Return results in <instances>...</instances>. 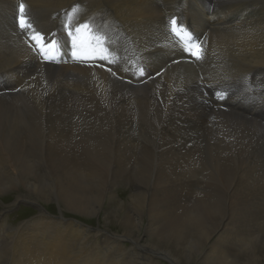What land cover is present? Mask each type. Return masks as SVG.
Segmentation results:
<instances>
[{"label": "rangeland", "instance_id": "obj_1", "mask_svg": "<svg viewBox=\"0 0 264 264\" xmlns=\"http://www.w3.org/2000/svg\"><path fill=\"white\" fill-rule=\"evenodd\" d=\"M24 1L17 0V10L14 21L11 16L9 17L10 13L7 14L8 12H6L4 17L5 21H2V25L0 26L2 29L3 22L5 23L4 25L9 24L10 22L12 24V26L9 24L7 27L8 30L5 29V32L0 30V34H2L0 35V47L4 49L0 48L2 55H0V65L2 66V68L0 66V156L3 158L0 162V215L3 214L2 218H0V229L3 224H6L8 227H15L30 220L31 222H36L41 219V217H48L56 220L55 218L63 216L66 219L70 218L71 220H78L87 227L98 229V240H103L110 236L114 239L115 237L113 236H116L115 234L119 236L124 234L136 238L133 241L122 242L124 248L127 249L126 253L128 255L131 251H135V246L144 249L152 248L153 250L162 248L161 253L164 258L155 259L156 262H159L160 264H206L207 262L215 264L217 258L214 256L209 257L208 247L205 243L203 246L199 247L195 236H193V241V237L189 236L186 240L188 241L189 239L187 242L189 245L192 243L190 245L192 247L191 253L187 249V243V245L178 252L172 247L170 242L161 241L162 238L158 236L160 229L149 230V223L145 219L141 223L142 226L139 224L140 226L135 228L129 227L131 226L130 224L124 223L126 211L131 205H133V203L136 204L135 202L137 200L133 201L134 199L131 198L133 195V192L130 190L131 184L136 183L144 186L147 193L143 194L142 197L140 196V202L142 200L143 203L145 200L150 202L148 192L151 189V185L149 186L148 183L152 184V178L154 177L151 175V171L157 169V164L161 159L167 158L166 156H168L170 159L176 158L181 161L185 160L193 162V168L195 169L192 168V172L190 171L191 174L187 175L186 181V184L191 185L192 188L186 185L185 191L195 193L194 196H197L196 193L206 194L200 199L194 198V196L191 198L190 196V202H181L180 206L186 205L184 208L188 211V214L182 213V216L179 215V218L189 220L187 228L190 227V223H192L191 221L194 220V218H190V216L195 213L197 215L199 214L198 217H196L198 218L197 222L206 226L208 231L218 226L228 227L227 234L231 237L226 243L231 247V250L230 248L229 250H233L232 253L236 252L239 259L242 258L243 261H246L248 258H243L244 254L239 248L240 244L238 241L240 239V233L241 235H246L247 232V238L251 240L248 243L249 245L259 244V242L261 243L264 241V114H260L257 117H251L249 115V112L257 111L256 109L258 106L264 103V92H262V90L264 91V84L258 86L256 82L247 83L248 80L243 78L245 75L244 67H241L243 66L242 62L244 61L237 63V60L233 56L234 52H232L233 50L231 49H210L214 52L209 49H202L201 58L199 60L191 55L190 52L183 53L184 55L178 54L180 57L175 55V57H173L176 63L172 61L171 63L161 65V69L159 68L155 73L156 75H147L146 71H141L139 67H141V64L143 63L140 61L141 57H138L139 55L126 57V52L123 49H118V47L116 49V47H111L110 45L106 46L105 49L110 50L105 54H98L97 48L95 55L90 54L77 58L73 56L74 48L72 49L73 46L71 45L67 47L64 54L60 55L58 46L61 49V44H59L56 46L55 52L50 53L51 59L46 60L42 55L38 54V48L29 47L30 45H35V41L26 39L30 38L33 34L32 30L27 28L22 30L19 27L18 17L20 15V4H25V15L27 14L26 11L28 9L26 6L27 3L31 2L34 4V7L38 6V10L36 7L31 8V10L28 9L29 14L26 16L27 22L30 21L28 23L35 27L34 30L38 31L45 37L46 43H49L52 40L56 41V39L59 38H67L66 40H69L71 43L73 38L69 35V32H72L73 35H75V28L78 24L87 22L91 24V29L93 27L97 28L98 26V31H93L94 33L99 34L101 31L98 18L95 19L98 11L95 12L92 9L93 6L96 7V5H98V1L96 4H92L93 6H90V10H86V5L81 6L79 2L71 1L72 4L70 3L71 5L66 7L72 8L66 12L67 19L64 18L58 20L57 13L66 8H62L53 14L54 10L52 8L50 9L49 4L54 2L57 6H63L60 3L62 2V4H64L69 0ZM34 1L37 4L34 3ZM43 2L45 3L44 5ZM76 6H79L78 10L73 12V8ZM84 7L86 8L85 10ZM41 8L43 10H41ZM186 8L187 7L179 6L178 12H183V15L185 14V16L182 18L186 17L188 20L187 16L189 17L188 14L191 9ZM84 11H87V14ZM47 13H49L50 16ZM47 15L49 16V19ZM39 18H42L44 21ZM41 21L44 22L43 25ZM44 27L47 29L49 28L50 31L46 30ZM11 30L14 32L18 31V33H14ZM11 33L14 34L12 35ZM177 33L178 37H175L178 42L179 38H181V42L183 40L182 38L187 37V35H185L187 32L185 31L183 33L180 28L177 29ZM117 35L119 34L117 33ZM190 40L193 42L192 38H190ZM197 42L198 41H196V43ZM172 43H174V41H172ZM4 47H7V49ZM31 53L36 56H33ZM28 54L30 55L28 56ZM69 54L71 55L70 58L68 57L69 59L67 58L65 61L59 60L61 57L69 56ZM211 54L214 57H212ZM5 55L9 57H6ZM101 56H103L102 59H100ZM30 57L34 60L30 61ZM228 57H231L232 59L230 58L229 61ZM28 58L30 59L28 60ZM176 58L179 59L177 60ZM6 59H8V62H6ZM227 60L231 64L228 63ZM70 61L71 63H69ZM210 62H213V64ZM234 62L236 64H232ZM59 63L62 64L63 67ZM92 63L94 66H92ZM125 63H128V65ZM214 64L218 67L214 66ZM5 65L6 67L4 69L3 66ZM56 65L59 66L57 67ZM78 65L80 66L78 67ZM180 65H182V69ZM229 66L231 69L233 68L232 70L235 71L234 73L238 72L237 75H234ZM204 67L206 68L204 69ZM221 68L225 72H222ZM225 68L229 69L226 70ZM236 68L240 69L238 70ZM31 69L33 71H31ZM166 70H170L171 72H169L174 76H169V72L167 73ZM178 71H181L180 73L182 76ZM212 71L215 72L216 77ZM241 74L242 78L240 77ZM14 75L15 80L13 79ZM120 75H124V77H121ZM125 76H127V78ZM219 76H221V78ZM230 76L234 78L236 82L233 81ZM25 77L26 79H24ZM186 77H189L190 79ZM223 78H225L223 81H225L226 84L230 81L232 82L227 84L232 88H224L223 84H225V82H222ZM238 78L243 79V81ZM212 79L215 80L213 81ZM168 80L170 81L168 82ZM180 80H182V82ZM240 81H242V83H240ZM159 82H161V84H159ZM233 82L235 84H233ZM243 82H246L247 84ZM130 85L133 86L130 87ZM184 85L185 88L183 87ZM249 86L252 87L250 88ZM125 87L128 89H125ZM138 87H141V89L143 88V90ZM126 90L129 93H127ZM136 90L139 91L137 92ZM257 96H259L258 99ZM206 102H209L211 105L209 103L206 104ZM201 103H203V105ZM103 104L105 106H103ZM205 104L208 108L203 111L201 107ZM169 105L171 106L170 108L168 107ZM141 108H143V110ZM170 111H173V113ZM180 112L184 113L182 114L183 118L181 119L180 124H171V118L180 115ZM104 115H106V117ZM192 115L196 116V118L199 116L201 122L191 124L190 121L193 119ZM204 119L206 122L202 123ZM160 138H166L165 140L167 141L160 143ZM107 139L109 140L107 141ZM167 151L168 154H166ZM120 152L122 154H120ZM121 155L123 157L120 158ZM124 159H127L128 162ZM165 162L166 160L164 161V164ZM76 163L77 166L75 165ZM86 171L91 172V174L89 173V175ZM121 174L122 176H120ZM150 175L151 177H149ZM247 184L251 186L249 187V190H245L244 188ZM239 192H242L243 194H240ZM245 192L246 196L244 195ZM253 196H255V198ZM20 200H24V202L17 203V201ZM237 201L239 202V205ZM242 201L246 202L243 206ZM34 202L36 205H33ZM74 202H79L77 207L81 206L85 211L78 213L75 210H71L72 203L76 206ZM121 202L124 203L123 208ZM150 204L151 202L149 205ZM70 207L71 209H69ZM95 208L96 211L92 214L93 212H90V210ZM238 208L241 210H238ZM243 208L246 209L244 210ZM242 209L245 212H243ZM145 210L148 211L146 208ZM193 210L197 212L192 213L191 211ZM242 212L245 215H243ZM253 215H256V219L254 220L253 218L255 217ZM169 217L172 219L175 215L173 213L168 214V221ZM244 217L248 220L246 221ZM251 221L254 225L251 224ZM241 223H243V225ZM126 225L129 226L127 227ZM194 228L196 227L193 226V229ZM193 229H191V231ZM253 232V237H251L252 234L250 233ZM188 235H190V233H188ZM217 239L218 237H214L210 244L216 243ZM8 244V240L5 242L0 241V253L8 250ZM190 246L188 247L190 248ZM171 249H174L175 251L172 252ZM123 253H125V251H123ZM245 255L249 256L247 251H245ZM170 257L173 258V262L169 261ZM206 258H208V261L204 263Z\"/></svg>", "mask_w": 264, "mask_h": 264}, {"label": "bare ground", "instance_id": "obj_2", "mask_svg": "<svg viewBox=\"0 0 264 264\" xmlns=\"http://www.w3.org/2000/svg\"><path fill=\"white\" fill-rule=\"evenodd\" d=\"M22 1V0H21ZM24 1V0H23ZM33 1V0H31ZM37 1V0H36ZM48 1V0H46ZM65 1V0H64ZM63 1V3H64ZM79 2L81 6H85L84 10H90L92 4H96L98 1V5L93 6V10L96 12L98 11V14L95 16V19L98 18V23L100 25L101 31L99 32L100 36L104 37V43L103 47H97L98 48V54H105L110 49H105L106 46L110 45L111 47H118L123 49L126 52V57H132L138 56L141 57L140 61L143 63L142 66L139 67L141 71H146L147 75L155 74L161 65H165V63H171L172 61L175 62V55H184L183 53H187L186 49L192 44V41L190 38H192L193 41H198L201 50L202 49H231L234 52V57L237 60V63L242 62L241 67H244V77L247 80V83H255L258 86H262L264 84V0H69L62 4L63 6H57L55 3L49 4L50 9L52 8L53 14L61 10L62 8L69 7L72 2ZM25 2V1H24ZM60 2V1H59ZM27 3V2H26ZM34 3H36L34 1ZM71 3V4H70ZM226 3V4H224ZM37 4V3H36ZM39 4V3H38ZM45 3L43 2V5ZM48 4V3H47ZM25 5V4H24ZM42 5V4H41ZM40 5V6H41ZM42 5V6H43ZM28 9L31 10V8L34 7V4L29 2L26 4ZM184 6L188 9H191L189 11V17L182 18L185 16L183 15V12H178V7ZM36 7V6H35ZM34 7V8H35ZM38 7V6H37ZM36 9L38 10V8ZM45 7V6H44ZM95 7V8H94ZM17 8V0H0V26L2 25V21L4 20L5 13L8 12L9 17L14 21V17L16 15V9ZM40 8V7H39ZM186 8V9H187ZM27 9V11H28ZM35 9V10H36ZM72 8H66L63 11H60L57 13V20L58 19H67L66 12L68 10H71ZM36 10V11H37ZM41 10H43L41 8ZM183 10V9H182ZM26 13L29 14V11ZM32 12V11H31ZM44 12V11H39ZM48 12V11H47ZM70 12V11H69ZM85 12V11H84ZM87 12V11H86ZM85 12V13H86ZM34 13V11H33ZM37 13V12H36ZM6 14V15H7ZM25 14V13H24ZM27 14L25 16H27ZM49 14V13H47ZM82 14V13H81ZM84 14V13H83ZM87 14V13H86ZM91 14V13H90ZM42 15V14H41ZM94 15V14H93ZM40 16V15H39ZM44 16V15H42ZM48 16V15H47ZM50 16V14H49ZM48 16V19H49ZM98 16V17H97ZM7 17V16H6ZM8 17V18H9ZM37 17V16H36ZM46 17V16H45ZM3 18V19H2ZM30 18V17H29ZM43 18V17H42ZM42 18H39L43 20ZM47 18V17H46ZM172 18H175L177 21V29L180 28L183 33L186 31L187 37L182 38L183 40L179 42L175 36L178 37L177 30L176 32L172 31V26L170 24V20ZM36 20V19H33ZM47 20V19H46ZM11 21V20H10ZM44 21V20H43ZM30 22V21H28ZM35 22V21H34ZM37 22V21H36ZM42 22V21H41ZM40 22V24H41ZM56 22V21H55ZM62 22V21H61ZM82 23V22H81ZM1 31L5 32V29L8 30L9 24L12 26L11 22L7 25H4ZM36 24V23H35ZM38 24V23H37ZM44 22H42V25ZM58 25V23H57ZM56 25V26H57ZM16 26V25H15ZM45 26V25H44ZM50 27V26H49ZM55 27V25H54ZM53 27V28H54ZM16 28V27H14ZM35 28V27H33ZM45 28V27H44ZM51 28V27H50ZM40 29V28H39ZM46 30H49V28H45ZM52 29V28H51ZM183 29V30H182ZM14 30V29H12ZM11 30V31H12ZM54 30V29H53ZM0 31V32H1ZM15 31V30H14ZM12 31V32H14ZM50 31V30H49ZM64 31V30H63ZM91 31H98L97 28L93 27ZM10 32V31H9ZM38 32V31H37ZM41 32V31H40ZM43 32V31H42ZM59 32V31H58ZM18 33V31L14 32ZM13 33V34H14ZM22 33V32H21ZM31 33V32H30ZM44 33V32H43ZM46 33V32H45ZM48 33V32H47ZM117 33L119 35H117ZM12 34V33H11ZM12 34V35H13ZM2 35V34H0ZM29 35V34H28ZM46 35V34H44ZM189 35V36H188ZM5 36V34H4ZM47 36V35H46ZM57 36V35H56ZM183 36V35H182ZM22 37V35H21ZM29 37V36H28ZM31 37V36H30ZM52 37V36H51ZM189 37V38H188ZM9 38V37H8ZM13 38V36H12ZM23 38V37H22ZM4 39V38H3ZM30 39V38H26ZM67 38H59L56 39V46L61 44V49L58 46V49L60 51V55L64 54L66 52L67 47L69 45L73 46V41L71 40V43L69 40H66ZM6 40V39H5ZM10 41V40H9ZM14 41V40H12ZM11 41V42H12ZM23 41V39H22ZM25 41V40H24ZM174 41V43H172ZM4 42V40H3ZM9 42L10 44H12ZM17 42V41H16ZM15 42V43H16ZM20 42V41H19ZM26 42V41H25ZM31 42V41H30ZM6 43V41H5ZM27 43V42H26ZM25 43V44H26ZM46 43V42H45ZM4 44V43H3ZM8 44V43H7ZM6 44V45H7ZM28 44V43H27ZM15 45V44H14ZM175 45V46H174ZM23 47V46H22ZM21 47V48H22ZM30 47V46H29ZM2 48V47H0ZM7 49V47H4ZM28 48V47H27ZM3 49V48H2ZM14 49V48H13ZM31 49V48H30ZM73 49V47H72ZM4 50V49H3ZM9 50V49H8ZM18 50V49H16ZM15 50V51H16ZM21 50V49H20ZM27 50V49H26ZM33 50V49H32ZM115 50V49H114ZM204 51V50H203ZM212 51V50H210ZM216 51V50H215ZM34 52V51H33ZM113 52V51H112ZM121 52V51H120ZM202 52V51H201ZM209 52V51H208ZM207 52V53H208ZM214 52V51H212ZM211 52V53H212ZM36 53V52H35ZM204 53V52H203ZM206 53V55H207ZM218 53H220L218 51ZM217 53V54H218ZM33 55V53H31ZM216 54V55H217ZM1 55V50H0ZM4 55V54H3ZM10 55V54H9ZM30 54H28L29 56ZM35 55V54H34ZM33 55V56H34ZM59 55V56H60ZM95 55V54H94ZM180 55H178L180 57ZM212 55V54H211ZM219 55V54H218ZM221 55V53H220ZM223 55V54H222ZM2 56V55H1ZM6 56V55H5ZM4 56V57H5ZM36 56V55H35ZM39 56V55H38ZM120 56V55H119ZM125 56V54H124ZM174 56V57H173ZM208 56V55H207ZM206 56V57H207ZM224 56V55H223ZM222 56V57H223ZM232 56V55H231ZM9 57V56H6ZM26 57V55H25ZM24 57V58H25ZM70 58L71 55L66 57H61L59 60L65 61L67 58ZM105 57V55H104ZM192 57V56H191ZM205 57V58H206ZM212 57H214L212 55ZM218 57V56H217ZM227 57V55H226ZM3 58V57H2ZM1 58V59H2ZM12 58V57H10ZM23 58V59H24ZM31 58V57H30ZM28 58V60L30 59ZM68 58V59H69ZM135 58V57H133ZM231 58V57H230ZM230 58L228 57L229 61ZM26 59V58H25ZM42 59V56H41ZM40 59V60H41ZM101 59V58H100ZM177 59V58H176ZM179 59V58H178ZM177 59V60H178ZM182 59V58H181ZM207 59V58H206ZM217 59V58H216ZM225 59V58H224ZM232 59V58H231ZM3 60V59H2ZM17 60V59H16ZM15 60V61H16ZM27 60V59H26ZM34 60V59H30ZM85 60V59H84ZM94 60V59H93ZM113 60V59H112ZM129 60V59H127ZM134 60V59H133ZM191 60V59H190ZM220 60V59H219ZM226 60V59H225ZM224 60V61H225ZM234 60V59H233ZM10 61V60H9ZM24 61V60H23ZM29 61V62H30ZM97 61V60H96ZM100 61V60H99ZM125 61V60H124ZM132 61V60H131ZM184 61V60H183ZM209 61V60H208ZM222 61V59H221ZM228 61V60H227ZM228 61V63H230ZM6 62H8V59H6ZM5 62V63H6ZM41 62V61H40ZM51 62V61H50ZM78 62V61H77ZM80 62V61H79ZM102 62V61H101ZM100 62V63H101ZM122 62V61H121ZM136 62V61H135ZM181 62V61H179ZM187 62V59H186ZM193 62V61H192ZM216 62V61H215ZM219 62V61H218ZM217 62V63H218ZM3 63V62H2ZM4 63V64H5ZM32 63V62H31ZM53 63V62H52ZM67 63V62H66ZM71 63V61L69 62ZM74 63V62H73ZM90 63V62H89ZM94 63V62H93ZM92 63V64H93ZM120 63V62H119ZM176 63V62H175ZM190 63V62H189ZM202 63V62H201ZM200 63V64H201ZM208 63V62H207ZM205 63V64H207ZM211 63V62H210ZM221 63V62H219ZM227 63V62H225ZM224 63V64H225ZM1 64V63H0ZM11 64V63H10ZM20 64V63H19ZM18 64V65H19ZM22 64V62H21ZM24 64V63H23ZM27 64V62H26ZM40 64V63H39ZM42 64V62H41ZM48 64V63H47ZM60 64V63H59ZM80 64V63H79ZM126 64V63H125ZM132 64V63H131ZM135 64V63H134ZM133 64V65H134ZM179 64V63H178ZM213 64V62L211 63ZM222 64V63H221ZM231 64V63H230ZM232 64H236L235 62ZM31 65V64H30ZM38 65V64H36ZM45 65V64H44ZM62 66V64H60ZM72 65V64H71ZM100 65V64H99ZM118 65V64H117ZM128 65V63L126 64ZM125 65V66H126ZM174 65V64H172ZM191 65V64H190ZM193 65V64H192ZM209 65V64H208ZM229 65V64H228ZM239 65V64H238ZM1 66V65H0ZM9 66V65H8ZM7 66V68H8ZM22 66V65H21ZM28 66V65H27ZM26 66V67H27ZM32 66V65H31ZM41 66V65H40ZM49 66V64H48ZM51 66V65H50ZM54 66V65H53ZM57 67L59 65H56ZM65 66V65H64ZM80 65H78L79 67ZM88 66V65H87ZM86 66V67H87ZM90 66V65H89ZM94 66V64L92 65ZM116 66V65H115ZM113 66V67H115ZM123 66V65H122ZM121 66V67H122ZM124 66V67H125ZM171 66V65H170ZM176 66V65H175ZM182 65H180L181 67ZM196 66V65H194ZM192 66V67H194ZM214 66H216L214 64ZM227 66V65H224ZM234 66V65H233ZM237 66V65H236ZM6 65L3 66L5 69ZM30 67V66H29ZM52 67V66H51ZM63 67V66H62ZM70 67V66H69ZM120 67V66H118ZM117 67V68H118ZM138 67V65H137ZM164 67V66H163ZM169 67V66H168ZM187 67V66H186ZM189 67V66H188ZM203 67V65H202ZM218 67V66H216ZM230 67V66H229ZM240 67V66H239ZM240 67V68H241ZM2 68V66H1ZM11 68V66H10ZM16 68V67H15ZM35 68V67H34ZM38 68V67H37ZM43 68V67H42ZM46 68V67H45ZM44 68V69H45ZM50 68V67H49ZM53 68V67H52ZM68 68V67H67ZM76 68V67H75ZM96 68V66H95ZM100 68V67H99ZM116 68V67H115ZM133 68V67H132ZM165 68V67H164ZM170 68V67H169ZM167 68V69H169ZM183 67H181L182 69ZM195 68V67H194ZM197 68V67H196ZM206 67H204L205 69ZM227 68V67H226ZM225 68V69H226ZM239 68V69H240ZM12 69V68H11ZM21 69V68H20ZM41 69V68H40ZM69 69V68H68ZM86 69V68H85ZM89 69V68H88ZM93 69V68H92ZM120 69V68H119ZM130 69V68H129ZM161 69V68H160ZM178 69V68H177ZM180 69V70H181ZM212 69V67H211ZM215 69V68H214ZM213 69V70H214ZM229 69V68H228ZM226 69V70H228ZM231 69V67H230ZM233 69V68H232ZM231 69V70H232ZM235 69V67H234ZM238 69V68H236ZM238 69V70H239ZM16 70V69H14ZM48 70V69H47ZM52 70V69H50ZM59 70V68H58ZM57 70V72H58ZM67 70V69H66ZM76 70V69H75ZM90 70V69H89ZM95 70V69H94ZM122 70V69H121ZM133 70V69H132ZM131 70V71H132ZM173 70V69H172ZM200 70V69H199ZM222 70V68H221ZM237 70V71H238ZM243 70V69H241ZM12 71V70H11ZM25 71V70H24ZM31 71H33L31 69ZM39 71V70H38ZM60 71V70H59ZM72 71V70H71ZM108 71V70H107ZM106 71V72H107ZM126 71V70H125ZM137 71V70H136ZM167 73L170 71L166 70ZM198 71V70H197ZM207 71V70H206ZM209 71V70H208ZM218 71V70H216ZM224 70H222L223 72ZM233 71V70H232ZM1 72V71H0ZM50 72V71H49ZM56 72V73H57ZM74 72V71H72ZM71 72V73H72ZM86 72V71H84ZM88 72V70H87ZM171 72V71H170ZM169 72V76L171 73ZM174 72V71H173ZM179 73L181 71H178ZM200 72V71H199ZM210 72V71H209ZM214 72V71H212ZM225 72V71H224ZM231 72V71H230ZM235 71H233L234 73ZM3 73V72H2ZM15 73V72H14ZM55 73V76H56ZM123 73V72H122ZM129 73V72H128ZM166 73V74H167ZM184 73V72H183ZM192 73V72H191ZM221 73V72H220ZM238 73V72H237ZM237 73H234V75ZM241 73V72H239ZM4 74V73H3ZM30 74V73H29ZM38 74V73H37ZM69 74V73H68ZM108 74V73H106ZM144 74V73H143ZM165 74V75H166ZM181 74V73H180ZM179 74V76H180ZM188 74V73H187ZM209 74V73H206ZM204 74V75H206ZM216 77L215 72L213 73ZM219 74V73H218ZM225 74V73H224ZM223 74V75H224ZM5 75V74H4ZM13 75V73H12ZM23 75V74H22ZM74 75V73H73ZM91 75V74H90ZM112 75V74H111ZM128 75V74H127ZM134 76V74L132 73ZM140 75V74H139ZM156 75V74H155ZM173 75V74H172ZM171 75V76H172ZM176 75V74H175ZM185 75V73H184ZM195 75V74H194ZM201 75V74H200ZM199 75V76H200ZM220 75V74H219ZM222 75V74H221ZM230 75V74H229ZM240 75V74H239ZM1 76V75H0ZM21 76V75H20ZM38 76V75H37ZM42 76V75H41ZM50 76V74H49ZM53 76V75H52ZM65 76V74H64ZM70 76V75H69ZM113 76V75H112ZM121 76V75H120ZM124 77V75H122ZM121 76V77H122ZM129 76V75H128ZM164 76V75H161ZM167 76V75H166ZM174 76V75H173ZM182 76V74H181ZM188 76V75H186ZM198 76V77H199ZM211 76V75H210ZM15 75L13 76L14 79ZM18 77V76H17ZM127 78V76H125ZM147 77V76H146ZM155 77V76H154ZM160 77V76H159ZM190 77V76H189ZM186 77V78H189ZM197 77V78H198ZM218 77V76H217ZM221 78V76H219ZM228 77V76H227ZM226 77V78H227ZM231 77V76H230ZM233 77V75H232ZM231 77V78H232ZM236 77V76H235ZM238 77V76H237ZM242 78V74L240 76ZM30 78V77H29ZM28 78V79H29ZM33 78V77H32ZM31 78V79H32ZM58 78V77H57ZM95 78V77H94ZM130 78V77H129ZM132 78V77H131ZM136 78V77H134ZM153 78V77H152ZM161 78V77H160ZM164 78V77H163ZM162 78V79H163ZM192 78V77H191ZM201 78V77H200ZM211 78V77H210ZM229 78V77H228ZM227 78V79H228ZM21 79V78H19ZM26 79V77L24 78ZM56 79V78H55ZM124 79V78H123ZM167 79V78H166ZM165 79V81H166ZM185 79V78H184ZM190 79V78H189ZM193 79V78H192ZM206 79V78H205ZM233 81L234 78H232ZM239 79V78H238ZM9 80V79H8ZM15 80V79H14ZM54 80V79H53ZM62 80V79H61ZM102 80V79H101ZM126 80V79H125ZM129 80V79H128ZM138 80V79H137ZM148 80V79H147ZM160 80V79H159ZM164 80V79H163ZM179 80V77H178ZM186 80V79H185ZM184 80V81H185ZM199 80V78H198ZM213 80V79H212ZM215 80V79H214ZM213 80V81H214ZM219 80V79H218ZM225 80V78L222 79V82ZM231 80V79H229ZM228 80V81H229ZM242 80L243 79H239ZM121 81V80H120ZM158 81V80H157ZM170 80H168L169 82ZM182 82V80H180ZM197 81V80H196ZM217 81V79H216ZM240 81V83H242ZM245 81V80H244ZM30 82V81H29ZM34 82V80H33ZM37 82V81H36ZM64 82V81H63ZM66 82V81H65ZM124 82V81H123ZM122 82V83H123ZM144 82V81H143ZM156 82V81H155ZM154 82V83H155ZM166 82V83H168ZM192 82V81H191ZM218 82V81H217ZM216 82V83H217ZM231 82V81H230ZM229 82V83H230ZM236 82V81H235ZM32 83V82H30ZM43 83V82H42ZM75 83V82H74ZM120 83V82H119ZM129 83V81H128ZM132 83V82H131ZM134 83V82H133ZM158 83V82H156ZM186 83V82H185ZM201 83V82H199ZM209 83V82H208ZM220 83V82H219ZM218 83V84H219ZM227 83V84H229ZM232 83V82H231ZM246 83V82H243ZM246 83V84H247ZM34 84V83H33ZM47 84V83H46ZM93 84V83H92ZM101 84V83H100ZM109 84V83H108ZM118 84V83H115ZM149 84V83H148ZM153 84V81H152ZM161 84V82H159ZM226 84V82H225ZM224 85L225 89L232 88L230 85ZM233 84H235L233 82ZM59 85V84H58ZM114 85V84H112ZM167 85V84H165ZM172 85V84H170ZM215 85V84H214ZM220 85V84H219ZM244 85V84H243ZM254 85V84H253ZM18 86V85H17ZM28 86V85H27ZM97 86V85H96ZM127 86V85H126ZM133 86V85H132ZM130 85V87H132ZM143 86V85H142ZM151 86V85H150ZM149 86V87H150ZM157 86V85H156ZM164 86V85H163ZM168 86V85H167ZM175 86V84H174ZM180 86V85H179ZM203 86V85H202ZM210 86V85H209ZM218 87L217 85H215ZM214 86V87H215ZM221 86V85H220ZM238 86V85H237ZM245 86V85H244ZM14 87V86H13ZM21 87V86H20ZM26 87V86H25ZM114 87V86H113ZM146 87V86H145ZM178 87V86H177ZM185 88V85L183 86ZM212 87V86H211ZM215 87V88H216ZM222 87V86H221ZM234 87V85H233ZM250 87V86H249ZM252 87V86H251ZM250 87V88H251ZM254 87V86H253ZM257 87V86H256ZM141 89V87H138ZM137 88V89H138ZM148 88V87H147ZM214 88V89H215ZM219 88V87H218ZM223 88V89H224ZM262 88V87H261ZM17 89V88H16ZM115 89V88H114ZM113 89V90H114ZM125 89H128L125 87ZM124 89V90H125ZM139 89V90H140ZM149 89V88H148ZM151 89V87H150ZM149 89V90H150ZM160 89V88H159ZM167 89V88H166ZM170 89V88H169ZM175 89V88H174ZM193 89V88H192ZM212 89V88H211ZM221 89V88H220ZM260 89V87H259ZM264 89V86H263ZM22 90V89H21ZM67 90V89H66ZM117 90V89H116ZM131 90V89H130ZM138 90V91H139ZM143 90V88L141 89ZM186 90V89H185ZM195 90V89H194ZM210 90V88H209ZM261 90V89H260ZM30 91V90H29ZM120 91V90H119ZM127 91V90H126ZM137 91V90H136ZM137 91V92H138ZM161 91V90H160ZM206 91V90H205ZM256 91V90H255ZM18 92V91H17ZM112 92V90H111ZM118 92V90H117ZM122 92V91H121ZM124 92V91H123ZM132 92V91H131ZM130 92V93H131ZM156 92V91H155ZM168 92V91H167ZM208 92V91H207ZM248 92V91H247ZM261 92V91H260ZM262 92H264L262 90ZM261 92V93H262ZM12 93V90H11ZM14 93V92H13ZM23 93V92H22ZM125 93V92H124ZM127 93H129L127 91ZM164 93V89H163ZM205 93V92H204ZM259 93V91H258ZM102 94V93H101ZM119 94V93H118ZM141 94V93H140ZM153 94V93H152ZM181 94V93H180ZM253 94V93H252ZM7 95V94H6ZM40 95V94H39ZM130 95V94H129ZM183 95V94H182ZM197 95V94H196ZM255 95V94H254ZM103 96V95H102ZM108 96V95H107ZM114 96V95H113ZM161 96V95H160ZM171 96V95H170ZM179 96V95H178ZM9 97V96H8ZM144 97V96H143ZM164 97V96H163ZM216 97V96H215ZM3 98V97H2ZM133 98V97H132ZM182 98V97H181ZM208 98V97H207ZM259 96H257V99ZM108 99V98H106ZM115 99V98H114ZM118 99V98H117ZM140 99V98H139ZM144 99V98H143ZM180 99V97H179ZM211 99V98H210ZM256 99V100H257ZM36 100V99H35ZM52 100V99H51ZM56 100V99H55ZM92 100V99H91ZM123 100V99H122ZM121 100V102H122ZM127 100V99H125ZM171 100V99H170ZM188 100V99H187ZM186 100V101H187ZM205 100V99H204ZM37 101V100H36ZM54 101V100H53ZM96 101V100H95ZM128 101V100H127ZM69 102V101H68ZM100 102V101H99ZM147 102V101H146ZM182 102V100H181ZM190 102V101H189ZM192 102V101H191ZM50 103V102H49ZM67 103V102H66ZM148 103V102H147ZM196 103V102H195ZM209 102H206V104ZM97 104V103H96ZM107 104V102H106ZM109 104V103H108ZM116 104V103H114ZM127 104V103H126ZM158 104V103H157ZM203 105V103H201ZM206 104L201 107V109L204 111L206 110ZM210 104V103H209ZM42 105V103H41ZM54 105V104H53ZM67 105V104H66ZM140 105V103H139ZM183 105V104H182ZM211 105V104H210ZM95 106V105H94ZM98 106V105H97ZM103 106H105L103 104ZM111 106V105H109ZM114 106V105H113ZM128 106V105H127ZM143 106V105H142ZM141 106V107H142ZM190 106V105H189ZM197 106V105H196ZM240 106V105H239ZM53 107V106H52ZM57 107V106H56ZM107 107V106H106ZM112 107V106H111ZM144 107V106H143ZM171 107L170 105L168 106ZM167 107V108H168ZM180 107V106H179ZM183 107V106H182ZM186 107V106H185ZM184 107V108H185ZM199 107V106H197ZM196 107V108H197ZM38 108V107H37ZM110 108V107H109ZM137 108V107H136ZM166 108V109H167ZM181 108V107H180ZM190 108V107H189ZM195 108V107H194ZM226 108V106H225ZM51 109V108H50ZM95 109V108H94ZM111 109V108H110ZM128 109V108H126ZM143 110V108H141ZM139 109V110H141ZM146 109V108H144ZM182 109V108H181ZM186 109V108H185ZM63 110V109H61ZM98 111L97 109H95ZM94 110V111H95ZM104 110V109H103ZM133 110V109H131ZM130 110V111H131ZM171 110V109H170ZM173 110V109H172ZM230 110V109H229ZM255 112H249V115L251 117H257L260 114H264V103L260 104ZM42 111V110H41ZM169 111V110H168ZM174 111V110H173ZM173 111L171 113H173ZM182 111V110H181ZM184 111V110H183ZM191 111V110H190ZM231 111V110H230ZM235 111V110H234ZM233 111V112H234ZM99 112V111H98ZM107 112V111H106ZM118 112V111H117ZM139 112V111H138ZM176 112V111H175ZM188 112V111H187ZM185 112V113H187ZM193 112V111H192ZM190 112V113H192ZM200 112V111H199ZM207 112V111H206ZM205 112V113H206ZM221 112V111H220ZM105 113V112H104ZM114 113V112H113ZM112 113V114H113ZM136 113V111H135ZM180 115H177L176 117L171 118V124L176 125L180 124L182 117V112H180ZM103 114V113H102ZM119 114V113H117ZM123 114V113H122ZM142 114V113H141ZM144 114V113H143ZM140 115V114H139ZM170 115V114H169ZM220 115V114H219ZM106 117V115H104ZM144 116V115H143ZM187 116V115H185ZM193 119L190 121L191 124L193 123H199L201 122L196 116L192 115ZM203 116V114H202ZM229 116V115H228ZM6 117V116H5ZM13 117V116H12ZM145 117V116H144ZM143 117V118H144ZM195 117V118H194ZM204 117V116H203ZM236 117V116H235ZM234 117V118H235ZM241 117V116H240ZM122 118V117H121ZM247 118V117H246ZM187 119V118H186ZM231 119V118H230ZM248 119V118H247ZM259 119V118H258ZM113 120V119H112ZM251 120V119H249ZM255 120V119H254ZM252 120V121H254ZM187 121V120H186ZM256 121V120H255ZM163 122V121H162ZM203 122H206L205 119ZM226 122V121H225ZM262 122V121H261ZM260 122V123H261ZM83 123V122H82ZM185 123V122H184ZM259 123V122H258ZM71 124V123H70ZM109 124V123H108ZM114 124V123H112ZM189 124V123H187ZM254 124V123H253ZM190 125V124H189ZM188 125V126H189ZM200 125V124H198ZM208 126V125H207ZM243 126V125H242ZM259 126V125H258ZM261 126V124H260ZM119 127V126H118ZM239 127V126H238ZM101 128V126H100ZM259 129V128H258ZM60 130V129H58ZM111 130V129H110ZM162 130V129H161ZM61 131V130H60ZM108 131V130H107ZM165 131V130H164ZM114 132V131H113ZM162 132V131H161ZM116 133V132H114ZM100 134V133H99ZM110 134V133H108ZM117 135V134H116ZM163 135V134H162ZM236 135V134H235ZM115 136V135H114ZM167 136V135H165ZM71 137V136H70ZM103 137V136H102ZM162 137V136H161ZM105 138V137H104ZM228 138V137H227ZM255 138V137H254ZM106 139V138H105ZM114 139V138H113ZM166 139V138H165ZM163 138H160L159 142L164 143L167 140ZM109 139H107L108 141ZM101 141V140H100ZM106 141V140H105ZM244 142V139H243ZM104 143V142H103ZM121 143V142H120ZM168 144V143H167ZM229 144V143H228ZM257 145V144H256ZM53 147V145H52ZM57 147V146H56ZM128 148V147H127ZM126 149V148H125ZM124 149V151H125ZM156 149V148H155ZM170 149V148H169ZM168 149V150H169ZM256 149V148H255ZM53 150V149H52ZM128 150V149H127ZM212 150V149H211ZM239 150V149H238ZM130 151V150H129ZM164 152V151H163ZM235 152V151H234ZM128 153V152H127ZM120 154H122L120 152ZM131 154V153H130ZM168 154V151L167 153ZM118 156V155H117ZM128 156V154H127ZM174 156V155H173ZM123 157L122 155L120 158ZM167 158H162L161 161L156 165L157 169L152 170V176H154L153 183L148 185H151V189L148 192V198H150L151 204L149 205V201L145 200L143 203V200L140 202V196L142 197L143 194L147 193L146 189L142 185H138L136 183H132L130 190L133 192L132 199L135 201L136 204L133 203L131 207L126 211L125 214V224L127 227H138L141 225V223L144 221V219L149 223L148 229L149 230H159L160 232L158 234L159 237L162 238L161 241L170 242L172 244V247H174L175 250L180 252L182 248H184L188 243L187 237H193L195 236L196 240L198 241V246L201 247L206 244L209 251V257L214 256L217 258L215 261V264H264V241L259 242V244L249 245L248 243L251 241L247 238V232L246 235L240 233L239 237V244H240V251L244 254L243 258H248L246 261H243L242 258L239 259V256L236 252L232 253L231 247L226 243L230 240L229 235L227 234V228L228 227H222L218 226L215 228H212L208 231L207 227L198 223L196 217L198 215L192 214L190 218H194L190 223V227L187 228V223L189 220H185V218H179V215L182 216V213H187L188 211L184 208L186 205L180 206V203L187 202L190 200V196L195 195V193L192 192H186L185 187L186 185L188 187H191V185L186 184L187 181V175L191 174V170L194 167L193 162H188L185 160H179V159H170L168 156ZM173 158V157H172ZM118 159V158H117ZM3 160V158L0 156V162ZM121 160V159H119ZM126 162L127 159H124ZM166 160L165 164L164 161ZM117 161V160H116ZM122 161V160H121ZM125 162V163H126ZM121 163V162H119ZM1 164V163H0ZM77 166V163L75 164ZM86 165V164H85ZM122 165V164H121ZM124 165V163H123ZM73 168V167H72ZM81 168V167H80ZM79 168V169H80ZM69 169V168H68ZM82 169V168H81ZM95 169V168H94ZM195 169V168H193ZM61 170V169H60ZM64 170V169H62ZM68 171V170H67ZM98 171V170H97ZM191 171V172H190ZM195 171V170H194ZM84 172V171H83ZM88 174L91 172L86 171ZM59 173V172H58ZM96 173V172H95ZM94 173V174H95ZM60 174V173H59ZM89 174V175H90ZM93 174V175H94ZM139 174V173H138ZM97 175V174H96ZM99 175V174H98ZM151 175L149 177H151ZM209 175V174H208ZM61 176V175H60ZM122 176V174L120 175ZM72 177V176H71ZM193 177V176H189ZM246 177V176H245ZM126 178V177H125ZM211 179V178H210ZM253 179V177H252ZM251 179V180H252ZM121 180V179H120ZM215 180V179H214ZM65 182V181H64ZM190 183V182H189ZM202 184V183H201ZM194 187V186H193ZM244 187V185H243ZM249 186H245V190H249ZM205 191V190H204ZM241 191V189H240ZM244 191V190H243ZM240 194L242 192H239ZM197 196H194V198L200 199L205 193H196ZM243 194V193H242ZM246 192L244 193V195ZM257 194V193H256ZM262 195V194H261ZM246 196V195H245ZM256 196V195H255ZM255 196H253L255 198ZM238 197V196H237ZM252 197V196H251ZM258 197V196H257ZM243 199V198H242ZM241 199V200H242ZM248 199V198H247ZM246 199V200H247ZM253 199V198H251ZM258 199V198H257ZM71 200V199H70ZM240 200V198H239ZM254 200V199H253ZM256 200V199H255ZM262 200V199H261ZM72 201V200H71ZM132 201V202H133ZM258 201V200H256ZM264 201V200H263ZM22 203L24 200L17 201V203ZM190 202V201H189ZM238 202V201H237ZM242 206L246 203L245 201H242ZM148 203V204H147ZM193 203V202H192ZM258 203V202H257ZM256 203V204H257ZM36 205L34 202L33 205ZM70 204V202H69ZM76 206L72 203V209L71 207L69 209L75 210L78 213H81L82 211H85L81 208V206L77 205L79 202H74ZM127 204V203H126ZM255 204V203H254ZM253 204V205H254ZM122 208L124 207V203L121 202ZM128 205V204H127ZM194 205V204H193ZM239 205V202H238ZM241 205V204H240ZM189 206V204H188ZM251 206V204H250ZM260 206V205H259ZM241 207V206H239ZM74 208V209H73ZM145 208L148 210L146 211ZM192 208V207H191ZM256 208V205H255ZM236 209V208H235ZM244 209V208H243ZM242 209V211H243ZM246 209V208H245ZM244 209V210H245ZM203 210V209H202ZM238 210H241L238 208ZM236 210L237 212H239ZM263 210V209H262ZM96 211L95 209H91L90 212H93L94 214ZM248 211V210H247ZM257 211V210H256ZM259 211V210H258ZM197 212V211H191ZM201 212V211H200ZM236 212V213H237ZM245 212V211H243ZM242 212L243 215H245ZM252 212V211H251ZM250 212V213H251ZM260 212V211H259ZM42 213V210H41ZM173 213L175 215L174 218L169 217L168 221V214ZM253 213V212H252ZM256 213V212H255ZM83 214V213H82ZM191 214V213H190ZM241 214V213H239ZM258 214V213H257ZM263 214V213H262ZM2 215H0V218H2ZM238 215V213H237ZM189 216V215H188ZM236 216V215H235ZM254 216V215H253ZM121 217V216H120ZM256 219V215L254 216ZM187 218V216H186ZM189 218V217H188ZM196 218V219H195ZM240 218V217H239ZM238 218V219H239ZM245 218V217H244ZM259 218V217H258ZM56 220H53L52 218L48 217H41L36 222H25L22 225L15 226V227H8L6 224H3L2 228L0 229V241L5 242L8 240V250L2 251L0 253V264H160L157 263L155 259H163L164 256L161 253L162 248H157L153 250L152 248H141L138 246H135V251H131V253L128 255L126 253V250L123 246L124 241H133L136 238H132L128 235H117L113 236L114 239L110 237L104 238L103 240H98V229L87 227L80 221L71 220L70 218H64L63 216L55 218ZM167 219V220H166ZM243 219V218H242ZM241 219V220H242ZM246 221L248 220L245 218ZM244 219V220H245ZM44 220V221H43ZM59 220V221H57ZM243 220V221H244ZM251 220V218H250ZM249 220V221H250ZM260 220V219H258ZM262 220V219H261ZM117 221V220H116ZM240 221V220H239ZM252 222V221H251ZM167 223V224H165ZM207 223V222H206ZM255 223V221H254ZM140 224V225H139ZM243 225V223H241ZM245 224V222H244ZM253 224V222L251 223ZM254 225V224H253ZM260 225V224H259ZM142 226V225H141ZM193 226L196 227L193 229ZM199 226V227H198ZM247 226V225H246ZM250 226V225H249ZM264 226V225H263ZM246 228V227H244ZM255 228V227H254ZM253 228V229H254ZM262 228V227H261ZM128 229V228H127ZM191 229H193L191 231ZM130 230V229H129ZM249 230V229H247ZM104 231V230H103ZM107 231V230H106ZM157 232V231H156ZM242 232V231H241ZM251 232V231H250ZM258 232V231H256ZM102 233V231H101ZM100 233V234H101ZM113 233V232H111ZM150 233V232H149ZM190 233V235H188ZM251 237H253V233ZM258 235V234H257ZM214 237H218L217 242L214 244H210L211 240ZM250 237V239H251ZM260 237V234H259ZM262 237V236H261ZM258 238V237H257ZM255 238V239H257ZM120 239V240H118ZM248 239V240H247ZM261 239V238H259ZM194 240V237L192 241ZM253 240V239H252ZM254 241V240H253ZM196 242V241H195ZM187 243V244H186ZM190 243V242H189ZM197 243V242H196ZM253 243V242H252ZM192 244V243H191ZM190 244V245H191ZM235 244V243H233ZM238 244V245H239ZM188 244V246H190ZM187 246V249L192 251V247L190 248ZM194 246V244H193ZM234 246V245H233ZM194 248V247H193ZM230 248V250H229ZM142 249V250H140ZM171 249L172 252L175 250ZM125 251V253H123ZM194 251V250H193ZM245 251L248 252L247 256L245 255ZM130 252V249H129ZM240 252V254H241ZM170 262H173V258H169ZM208 261V258L204 260V263ZM252 261V262H250ZM206 264H210L207 262Z\"/></svg>", "mask_w": 264, "mask_h": 264}, {"label": "snow or ice", "instance_id": "obj_3", "mask_svg": "<svg viewBox=\"0 0 264 264\" xmlns=\"http://www.w3.org/2000/svg\"><path fill=\"white\" fill-rule=\"evenodd\" d=\"M79 6L73 8V12L78 10ZM24 4L21 3L19 6V17L18 23L19 27L24 29L32 30V35L30 37L31 40L35 41V45H30V47L38 48L39 55H42L46 60H50V53H54L56 50V41L52 40L49 43H45V37L34 30L32 24L27 22V17L24 14ZM170 24L172 26V31L176 32L177 30V21L175 18L170 20ZM67 27V26H66ZM91 24L85 22L83 24H78L75 28V35L72 32H69V35L73 38V56L80 58L86 55L95 54L97 47H103L104 37L97 35L93 31H91ZM193 55L197 60L201 58V48L198 43L195 41L186 49ZM101 59L103 56L100 57ZM143 74V73H142ZM219 95V94H218Z\"/></svg>", "mask_w": 264, "mask_h": 264}]
</instances>
